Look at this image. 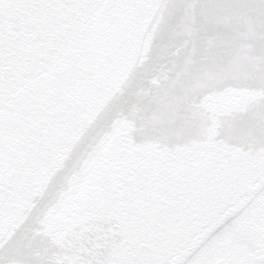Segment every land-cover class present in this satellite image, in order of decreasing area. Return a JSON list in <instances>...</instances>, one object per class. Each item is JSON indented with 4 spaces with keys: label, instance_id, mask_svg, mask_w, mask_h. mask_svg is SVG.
Here are the masks:
<instances>
[{
    "label": "water",
    "instance_id": "water-1",
    "mask_svg": "<svg viewBox=\"0 0 264 264\" xmlns=\"http://www.w3.org/2000/svg\"><path fill=\"white\" fill-rule=\"evenodd\" d=\"M264 174V0H0V264H170Z\"/></svg>",
    "mask_w": 264,
    "mask_h": 264
},
{
    "label": "flooded vegetation",
    "instance_id": "flooded-vegetation-1",
    "mask_svg": "<svg viewBox=\"0 0 264 264\" xmlns=\"http://www.w3.org/2000/svg\"><path fill=\"white\" fill-rule=\"evenodd\" d=\"M244 215L243 228H237L238 220ZM228 223L229 225L212 241L205 245L215 234L197 248L183 264H264V248H261L257 254V247L264 246V187L226 224ZM251 227H256V229L251 231ZM227 230L230 233H226ZM219 237L226 238L218 246V251L222 254H218L215 258L210 249ZM204 245L205 247L201 249ZM196 253L197 255L193 257ZM236 255H239V261Z\"/></svg>",
    "mask_w": 264,
    "mask_h": 264
},
{
    "label": "rangeland",
    "instance_id": "rangeland-1",
    "mask_svg": "<svg viewBox=\"0 0 264 264\" xmlns=\"http://www.w3.org/2000/svg\"><path fill=\"white\" fill-rule=\"evenodd\" d=\"M251 209H249V211H250ZM245 217V215L244 216H242V218H240L239 220H238V224H237V228H243V225H242V222H243V218ZM247 217V216H246ZM246 219H248V217L246 218ZM234 228H236V227H234ZM256 229V227H251L250 228V230L251 231H253V230H255ZM226 232V231H225ZM226 233H230V232H228V230H227V232ZM226 233H224V235L226 234ZM225 238L226 237H223V239H222V237H219L215 242L216 243H214L215 245H212V247H211V249H210V252H211V254H213L214 255V257L215 258H217V256H218V254H222L220 251H218V246L220 245V243H222L223 242V240H225ZM216 249H217V251H216ZM235 253H237V252H235ZM239 253V252H238ZM237 256V260L239 261V259H240V257H239V255H236Z\"/></svg>",
    "mask_w": 264,
    "mask_h": 264
},
{
    "label": "bare ground",
    "instance_id": "bare-ground-1",
    "mask_svg": "<svg viewBox=\"0 0 264 264\" xmlns=\"http://www.w3.org/2000/svg\"><path fill=\"white\" fill-rule=\"evenodd\" d=\"M228 225H229V223L226 224V225H225V226H224L219 232H217V233H216V234H215V235H214V236H213V237H212V238H211V239H210L205 245H207L210 241H212V239H213L217 234H219L222 230H224ZM205 245H204L201 249H203V248L205 247ZM201 249H200V250H201ZM200 250H199V251H200ZM199 251H198V252H199ZM198 252H197V253H198ZM197 253H196L193 257H195V256L197 255ZM193 257H192V258H193ZM192 258H191V259H192ZM187 264H188V263H187Z\"/></svg>",
    "mask_w": 264,
    "mask_h": 264
}]
</instances>
